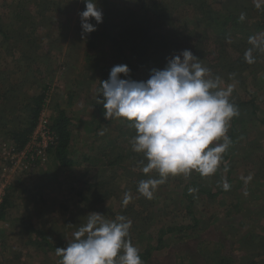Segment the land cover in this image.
Instances as JSON below:
<instances>
[{
	"label": "rangeland",
	"instance_id": "rangeland-1",
	"mask_svg": "<svg viewBox=\"0 0 264 264\" xmlns=\"http://www.w3.org/2000/svg\"><path fill=\"white\" fill-rule=\"evenodd\" d=\"M104 1L98 0L101 9ZM108 1L115 12L110 32L119 34V15L134 1ZM224 1L213 0L217 17L222 18L227 6V13L239 18L243 14L244 19L232 23L233 29L221 27L217 32L202 25L209 32L201 29V35L209 34L217 42L208 40L209 52L200 47L205 55L197 50L192 53L213 78H221L222 89L232 87L229 100L235 107L251 104L256 114L239 109L238 121L235 117L230 121L227 136L234 128L238 134L226 149L230 155L226 166L221 160L208 177L195 171L170 176L147 199L137 191L139 182L159 177L142 172L147 160L132 151L136 133L129 123L104 118L103 105L97 104L98 90L116 65H127L132 80L147 81L153 69L166 67L176 54L174 47L167 49L169 53L152 49L143 56L139 43L124 42L119 54L101 36L90 54L82 36L79 13L85 4L81 0H0V85L6 86L4 90L17 88L18 95L9 103L3 98L0 104L2 203L7 198L0 210L4 213L0 264H60L56 248H66L73 241L90 213L108 220L125 216L131 221L127 239L139 254L148 246L159 247L152 258L158 264H244L251 259L264 264V51L253 52L255 63L240 64L252 47L249 37L264 40V0ZM183 8L189 11L179 13L187 17L183 21L196 17L193 10ZM103 25L104 21L98 25L99 35ZM29 41L35 44L31 47ZM206 55L210 59L204 60ZM28 68L32 69L29 74L21 71ZM44 83L48 87L45 106L30 142L18 151L3 126L27 125L32 117L27 104L42 93ZM15 102L22 104L18 103L19 112L6 117L5 111ZM61 110L71 118V157L75 160L71 166H61L54 153L48 152L52 146L43 148L41 137L44 126L50 127ZM40 151L46 157H37ZM196 181L198 186L192 190L191 182ZM225 182L228 190L223 188ZM126 193L131 198L124 205ZM186 195L193 198V216Z\"/></svg>",
	"mask_w": 264,
	"mask_h": 264
},
{
	"label": "clouds",
	"instance_id": "clouds-1",
	"mask_svg": "<svg viewBox=\"0 0 264 264\" xmlns=\"http://www.w3.org/2000/svg\"><path fill=\"white\" fill-rule=\"evenodd\" d=\"M81 2L85 10L79 16L86 38L103 22V12L98 0ZM249 44L252 47L244 59L252 64L253 52L264 51V40L252 36ZM220 85L221 78H213L187 49L168 59L162 70L153 69L147 81L132 80L127 65L114 66L109 78L101 81L97 104L103 105L104 118L129 123L136 133L132 151L147 160L142 172H155L159 177L139 182L137 191L145 198L152 199L156 187L170 176H188L195 171L208 177L217 171L222 154L231 144L229 123L239 115L229 100L232 87L222 89ZM221 139L222 143H216ZM229 187L223 184L225 190ZM130 198L126 193L122 203L127 205ZM130 227L131 221L123 215L108 220L90 213L73 241L66 248H56V255L62 258L60 264H142L138 249L127 239Z\"/></svg>",
	"mask_w": 264,
	"mask_h": 264
},
{
	"label": "trees",
	"instance_id": "trees-1",
	"mask_svg": "<svg viewBox=\"0 0 264 264\" xmlns=\"http://www.w3.org/2000/svg\"><path fill=\"white\" fill-rule=\"evenodd\" d=\"M134 2L131 3L129 7L123 9V12L120 13V22L117 23L121 28L122 31L119 34H113L110 32L115 25L113 21L114 18L112 16L113 11L112 5L110 1L105 0L102 5V12L104 18V31L102 35L98 34V25L97 30L91 34L86 36V40L88 43V51L92 54L97 46V43L100 40V37H107L105 40L107 45L112 50L115 48L119 54L124 49V42L125 43H139L140 48L142 50L143 56L148 55V51L152 49L160 50L162 49L164 53L168 52L167 49H172L174 47V51L176 54L182 52L183 50H190L191 52L197 50L200 51V47H203V52H209L208 48L210 47V42H217L215 37L212 36V39L209 37V34L201 35V32H209V30H203V26H207L206 28H212L211 30L218 31L221 27H226L227 29L232 28V23L236 24V22H241L242 19L239 17H234V14L228 11L227 13V6L225 7V11L223 12L222 18L216 16V11L212 8L213 0H133ZM225 3H229L230 0L224 1ZM183 7H188L190 10H193L196 14L191 21H183L184 18L187 17H179V13L182 16L184 13L189 11H183ZM95 24V21L92 22ZM183 23H185L183 25ZM181 24L182 26H178ZM101 25V24H100ZM189 27H193L189 29ZM202 29V31H201ZM233 29V28H232ZM191 30V31H189ZM226 30V29H224ZM201 31V32H200ZM26 34H31L29 31H25ZM197 32L200 35H197ZM104 43V41H102ZM29 46L32 47L34 42L29 41ZM221 47V45H220ZM193 49V50H192ZM220 50V49H217ZM112 51V52H115ZM201 52V54L205 55V53ZM205 59H210L207 55L204 56ZM245 55L240 58V64H246ZM218 59V58H217ZM216 61L221 60L220 59ZM243 62V63H242ZM30 66V65H29ZM25 74H29L32 72L31 68L21 70ZM1 73V72H0ZM1 84V82H0ZM45 87L42 90V93L36 96L31 102L27 104V109L29 114L32 117H29L27 121V125L18 126V125H11L12 123H8L3 126V129H7L11 133V140L13 141L14 145L16 146L18 151H23L28 143L30 142V136L33 133L36 125L38 124V120L40 118V114L45 106V101L47 99V91L48 87L44 83ZM6 86L0 85V104L2 103V99L5 98V102L11 97H18L17 95V88L15 89H8L4 90ZM19 102H15V106L8 108L5 113L8 116H13L17 111L19 112L20 107H18ZM20 104V103H19ZM22 104H20L21 106ZM245 107H251L245 108ZM238 109L239 115L241 114V109L249 110L253 114H256V108H254L251 104H242L240 103L236 106ZM240 109V111H239ZM236 116L234 120H237L239 117ZM238 121V120H237ZM1 123V121H0ZM239 123V122H238ZM264 123V121H263ZM52 132H54L57 136V142L51 147V153H54L56 161L61 166H71L74 164V159L71 157V145L73 141V134L71 129V118L66 114L65 111L61 110L58 117L53 121L52 125L49 127ZM100 130V129H99ZM235 134H238V129L234 128L230 135L231 138L234 137ZM230 157L229 153L225 151L222 155V162L226 166L228 158ZM191 189L194 190L198 186V182H191ZM189 202L188 211L193 216V212L191 211V207L193 206V198L191 195L185 196ZM7 202L6 200L0 205V210L2 205H5ZM3 211L0 214V219L3 218ZM173 229H168V232H172ZM165 234L162 231V236ZM161 241V240H160ZM51 247V245H50ZM55 249V247H51ZM159 247L148 246L145 251H142L139 256L141 258L142 264H158L157 262L153 261V252L155 249ZM225 258V257H223ZM220 264H224V261H220ZM244 264H261L256 259H251Z\"/></svg>",
	"mask_w": 264,
	"mask_h": 264
},
{
	"label": "built area",
	"instance_id": "built-area-1",
	"mask_svg": "<svg viewBox=\"0 0 264 264\" xmlns=\"http://www.w3.org/2000/svg\"><path fill=\"white\" fill-rule=\"evenodd\" d=\"M43 124L45 125L47 123L43 122ZM41 137H42L43 143L46 145V147H43L45 149L48 148L49 146H53L57 142L56 134L54 132H52L49 127L47 128V126H44L43 131L41 132ZM45 152H46V150H45ZM39 154H42V155L36 154V156L41 158V159H42V157H46V153L43 154L40 151ZM0 203H2L1 196H0Z\"/></svg>",
	"mask_w": 264,
	"mask_h": 264
}]
</instances>
